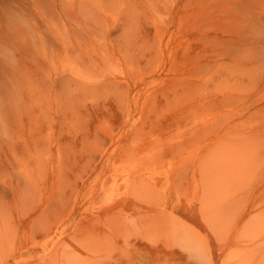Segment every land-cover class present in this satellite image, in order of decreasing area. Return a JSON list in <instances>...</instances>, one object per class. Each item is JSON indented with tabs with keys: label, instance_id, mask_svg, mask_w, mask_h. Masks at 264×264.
<instances>
[{
	"label": "rangeland",
	"instance_id": "obj_1",
	"mask_svg": "<svg viewBox=\"0 0 264 264\" xmlns=\"http://www.w3.org/2000/svg\"><path fill=\"white\" fill-rule=\"evenodd\" d=\"M256 1L192 0L187 27L178 21L182 0H0V201L23 228L43 211L54 224L50 234L19 233L15 248L24 242L40 252L32 264H55L43 262L54 250L64 260L79 255V264H117L126 237L157 245L136 233L159 209L205 239L200 249L185 250L161 238L160 264H220L217 238L236 224L233 218L212 231L202 219L204 159L215 201L236 200L237 264H264L263 144L253 171L243 176L208 160L216 137L264 108V71L254 62L264 50V10ZM232 85L234 94L222 102ZM254 95L257 102L246 101ZM262 119L255 115L232 132L259 138L262 125L254 124ZM24 175L39 190L26 197L32 205ZM142 192L160 196V207L142 204L139 213L135 195ZM54 198L58 210L55 201L45 209ZM246 213L244 222L254 224L243 233ZM109 215L124 220L113 223L120 231L105 246L84 244L82 228L73 240V229L91 220L95 234L89 235L104 241ZM87 244L90 249L82 247ZM130 251L141 253L135 246Z\"/></svg>",
	"mask_w": 264,
	"mask_h": 264
},
{
	"label": "bare ground",
	"instance_id": "obj_2",
	"mask_svg": "<svg viewBox=\"0 0 264 264\" xmlns=\"http://www.w3.org/2000/svg\"><path fill=\"white\" fill-rule=\"evenodd\" d=\"M182 1H184L183 5H180L181 8L178 9L179 11L178 15L179 17H181L182 20H180L179 18L178 21H180L181 25L188 27L190 26L189 25L190 19L188 18L190 17V14H191L189 7H190V3H192V0H182ZM260 1L257 0L255 2V5H256L255 7L258 10L260 9L264 10V3L262 4V2ZM258 48L261 49L262 47H258ZM254 62L258 70L264 71V50L259 51V52L257 51L255 53ZM234 92H235V87L232 85L229 87V95L224 96L223 99H221V101L225 102V100H227L231 95H233ZM253 97L256 98L255 95L252 96V98ZM252 98L246 97L245 99L247 102H251V103H255L259 100L258 98H256V101H255L253 100L254 98L253 99ZM251 112L252 113H250L247 118L244 117L238 123L229 125L228 126L229 131H227L226 134H224L222 137H216L213 145L210 146V149L208 152V160L211 157H213L214 161L219 160L220 164H226V166H228L229 174L231 172V173H236V175L238 176H243L244 174L253 171L252 168L255 165V163L259 160V157H260V147L258 146V144L262 143L264 147V131H262L264 130V119L254 124L257 128H260L259 127L260 124L262 125L261 126L262 130H260L259 138H253L251 136L243 137L242 135L232 132V129L234 127L244 124L251 117L255 115L259 116L260 114L264 115V108L263 107L261 108L260 106V107H257L255 111H251ZM224 117L225 115L221 116L220 120ZM227 119H228V116H227ZM200 121L202 122L204 128H207L209 126L207 125V123H205L204 118H201ZM218 130L223 131L222 128ZM206 163H207V160L204 159V160H201L198 165V173L202 179V180L200 179L201 192L199 193L197 197L200 213H201L202 219L212 231H215L217 229L221 230L224 227V225L229 224L234 218V223L236 224L234 232L229 233L232 235H229V234L225 235L221 233L220 236H218L217 238V245H219L218 249H219L220 254L223 255V261L221 260L220 264H237V261L234 256L237 253V247H238L237 245L239 242L236 232H238V223L240 222H238V220L236 219L237 214L235 212H236V209L238 208L236 207V200L232 201L230 197L226 195L225 196L226 201H222L220 204H218L215 201V198L213 195L214 188L210 187L208 184L205 183L206 177H208V174H209V162L207 165ZM260 170L261 172H264L263 169H260ZM194 173H195V170H194ZM21 188H22V185H21ZM23 189L28 195L31 194L30 191L32 190L35 193L39 191L35 179H33L32 177L31 178L27 177V180H26V175H24V188ZM258 189H259L258 199L261 201V203L264 204V183H262ZM35 193L33 195L36 198ZM33 195L31 194V197L30 195L29 196L24 195V196L26 199V197L33 198ZM22 197L21 199L23 200L24 197L23 198ZM59 197L61 196L59 195ZM135 198L140 203V205L137 204V207H136V210L139 213H141L144 210L142 204L152 205L153 209L151 211L158 209L161 204L160 200L162 199L158 195H156V197H153L152 195H148L144 192L135 195ZM34 200L32 201L34 202ZM2 201H0V264H4L5 260L6 261L16 260L13 264H32V261L35 260V258L33 257L40 256L39 255L40 252L39 253L36 252L35 249L32 247H27L24 244V242L19 244V247L15 248L14 243L16 242L18 236L20 235L19 233H22V232H23L22 236L26 234L28 237H29L28 234L34 235L37 233H43V231L44 232L49 231V234H50V232L53 229H50L51 227H48V226L50 225L51 222L53 224V221L50 222V219L49 220L47 219L46 212L44 211L42 213L37 212V214L35 213L34 215L32 214L33 216L31 215L32 217L29 222V227L23 228L22 222H15L12 216L11 208L8 207V204L4 203L5 201L4 202ZM26 201H28V199H26ZM47 201H48L47 205L45 203L46 205L45 209H47L49 205L55 201L54 206L58 210V203L60 202V198H54V199H50ZM25 204L27 203L25 202ZM28 204H31V203H29L28 201ZM31 205L27 207H31ZM160 210L161 209L150 214L152 217L144 221V229L142 228L141 231L136 233L140 238H145L147 240V244L149 243L151 244L154 241V243H157V245L158 244L160 245L161 244L160 241L164 239L167 246L170 248L175 247L176 244L177 245L179 244L185 250H188L191 248L192 250H194L193 248L200 249L203 246L205 239H203L202 236L196 232L197 230H195V232L194 230H190V229L186 230L185 226L181 222L170 219L169 214L163 217L162 216L163 213H161ZM27 211L29 213L28 209ZM249 215L250 214L246 213L240 216V220L244 226L243 233L244 231L248 233L254 224L253 222H251V220L249 222H244V219ZM57 219H55V223ZM123 220H124V216L118 217V216L109 215L105 218L104 224L106 225L107 222H109L108 225H109L110 232L108 231L104 233V241L96 239L95 235H89L90 233L95 234L94 227L92 225H89L91 223V220L88 221V224L83 225L84 229L83 227H81V224H82L81 222L80 225H77L72 231L73 240L75 241L78 238V234L81 233L79 232L80 228H82L83 235H80V236L85 237L83 239L84 244L86 242L85 239L88 241H90L91 239L93 243L92 245L88 243L90 244V246H93L94 243H100V242H101V245L104 244L105 246V244L108 242L107 240L112 238V234L116 235L120 231V228L113 227V223L119 222L123 224ZM63 231H65V229ZM56 235H57V231L52 232L51 236H52L53 241ZM140 243L137 244L135 241L132 242L129 240V238L126 237L124 246L118 247L121 250L122 256L118 259L117 264H148V262L152 264H160V260L157 254L161 252V249H160L161 247L157 246L154 243L152 247H148L146 244L141 245ZM88 244L87 246L83 245L82 247L90 249V247L88 248ZM130 246L137 247L139 250H141V253L139 252L138 254L136 253L133 254L130 251ZM215 249H217V247ZM27 254H29L30 256H26ZM206 257L209 258V255ZM136 258H139V259H136ZM232 260H235V262H233ZM48 261L54 262L55 264H59V262H62L61 264H79V255H71V258H67L64 260L61 257V255L54 250L52 255L48 259L43 260L44 263ZM35 264H43V263L37 262Z\"/></svg>",
	"mask_w": 264,
	"mask_h": 264
}]
</instances>
